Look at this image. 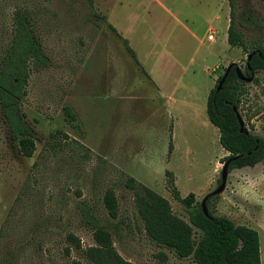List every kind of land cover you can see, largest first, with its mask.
Returning a JSON list of instances; mask_svg holds the SVG:
<instances>
[{
    "label": "rangeland",
    "instance_id": "374dc122",
    "mask_svg": "<svg viewBox=\"0 0 264 264\" xmlns=\"http://www.w3.org/2000/svg\"><path fill=\"white\" fill-rule=\"evenodd\" d=\"M234 1L264 20L259 0ZM15 10L29 13L45 66L29 68L20 103L35 139L31 157L20 156L0 114V264H90L83 250L94 244L77 203L106 219L100 199L108 188L118 203L112 246L122 260L193 264L135 230L124 181L131 177L151 189L185 221L164 173H171L179 197L191 193L199 203L218 186L227 153L207 121L205 101L224 68L235 63L242 71L247 56L226 43L228 0H92L91 8L85 0H0V58ZM256 38L263 42L264 29L244 32L247 48ZM252 79L244 86L241 119L264 138V70ZM217 196L213 214L254 229L264 257V160L230 170Z\"/></svg>",
    "mask_w": 264,
    "mask_h": 264
},
{
    "label": "trees",
    "instance_id": "16d2710c",
    "mask_svg": "<svg viewBox=\"0 0 264 264\" xmlns=\"http://www.w3.org/2000/svg\"><path fill=\"white\" fill-rule=\"evenodd\" d=\"M85 2L89 8L92 7V0ZM259 2L264 7V0ZM228 6L226 43L229 47H239L247 55L254 52L248 61L245 60L241 71L244 77H249L250 73L264 70V40L261 42L257 38L253 39L247 48L244 32L251 33L256 28L264 29V20L247 7H237L234 0H228ZM12 26L9 44L0 58V114L8 139L17 146L21 157L29 158L34 151L35 139L21 112L20 103L26 95L29 68L37 71L44 67L45 57L33 35L34 26L27 11L15 10L12 14ZM108 28L114 31L112 27ZM121 42L137 64L126 40L121 39ZM231 64L220 90L214 91L222 74L216 78L205 101L207 121L217 129L218 143L227 153L223 162L236 157L229 163L227 172L243 167L252 168L264 160V138L249 132L246 135L239 133L232 108H236L242 117L240 108L246 94V83L236 77L234 68L237 64ZM252 80L256 82L255 79ZM64 113L73 120L69 108L65 107ZM53 137V134H49V138ZM45 144L54 147L49 142ZM170 149L169 142V153ZM164 177L165 187L171 197L183 206L186 221L174 215L168 201L151 189L136 183L131 177H126L124 181V187L131 191L135 208L133 226L137 232L144 234L149 243L158 249L167 250L177 259H190L193 264H260L257 232L248 226L235 225L225 217L214 215L211 208L218 198L217 195L206 198L205 216L193 194L179 197L170 172L166 171ZM219 182L218 179L217 185ZM100 201L106 219L97 218L93 208L83 201L77 203L82 223L90 231L94 244L83 250L84 257L90 264H130L122 260L112 246V236L117 233L119 224L118 203L114 191L111 188L106 189ZM65 239L75 250L80 251L79 241L73 235L67 234ZM157 254L161 261L165 260L163 253Z\"/></svg>",
    "mask_w": 264,
    "mask_h": 264
},
{
    "label": "water",
    "instance_id": "95a60500",
    "mask_svg": "<svg viewBox=\"0 0 264 264\" xmlns=\"http://www.w3.org/2000/svg\"><path fill=\"white\" fill-rule=\"evenodd\" d=\"M253 54H254V52H251L249 55H247L246 56V61H248L249 58H250V56L253 55ZM231 65L232 64L230 63V64H228L225 67L224 72L222 73L219 81L216 84V87L214 89L215 92H217L218 90H220L221 85L224 82V80H225V78H226V76L228 74V71H229ZM246 68L249 71V67L247 65H246ZM234 72H235L236 77H237L238 80L243 81L244 83L251 82L252 77H253V73H250V76L249 77H244L242 75L241 70L237 66L234 68ZM232 111L235 113V116H236V120H237V123H238V126H239V133H243V134L246 135L248 133V131L244 128L243 121H242L241 117L239 116L236 108L233 107L232 108ZM235 159H236V157H232V158H229V159L225 160L222 163L221 169H220V173H219V180H220L219 185L213 191H211L210 193L206 194L201 199V201H200V208H201V211H202L203 215L207 216V210H206V207H205V200H206V198H208L209 196L219 195L223 191L224 185H225V181H226V177H227V174H228V172H227L228 165H229V163L231 161H233Z\"/></svg>",
    "mask_w": 264,
    "mask_h": 264
},
{
    "label": "crops",
    "instance_id": "0c3cea01",
    "mask_svg": "<svg viewBox=\"0 0 264 264\" xmlns=\"http://www.w3.org/2000/svg\"><path fill=\"white\" fill-rule=\"evenodd\" d=\"M136 60V59H135ZM138 64V62H137ZM139 65V64H138ZM140 67V65H139ZM170 101L173 99V98H168ZM205 109V108H204ZM260 264H264V257L260 256Z\"/></svg>",
    "mask_w": 264,
    "mask_h": 264
},
{
    "label": "built area",
    "instance_id": "2783aa9c",
    "mask_svg": "<svg viewBox=\"0 0 264 264\" xmlns=\"http://www.w3.org/2000/svg\"><path fill=\"white\" fill-rule=\"evenodd\" d=\"M212 38V36H208V39H211Z\"/></svg>",
    "mask_w": 264,
    "mask_h": 264
}]
</instances>
